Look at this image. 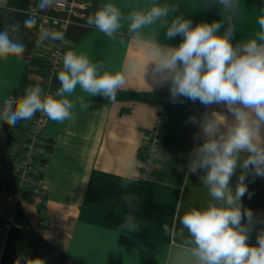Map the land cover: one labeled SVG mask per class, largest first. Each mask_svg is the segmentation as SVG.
<instances>
[{
	"label": "crops",
	"instance_id": "1",
	"mask_svg": "<svg viewBox=\"0 0 264 264\" xmlns=\"http://www.w3.org/2000/svg\"><path fill=\"white\" fill-rule=\"evenodd\" d=\"M34 1L0 0V31L19 22L16 35L26 46L20 57L0 59V111L5 98L25 94L28 87L49 84L55 93L60 87L58 73L48 76L51 43L40 41L35 25L24 27L27 9ZM154 2L176 6L169 21L175 15L190 19L193 26L223 20L222 7L213 6L211 0H89L85 14L68 27L66 51L83 53L105 70L125 72L126 83L115 102L89 96L77 86L68 97L75 102L72 118L63 123L48 118L43 131L50 145L42 174L43 203L15 201L10 180L0 186V264H194L190 237L179 220L192 208H206L211 197L199 176L188 171L190 153L202 143L194 140L200 129L188 120L215 112L231 122L232 115L223 105L205 107L190 100L173 103L169 86L153 83L151 63L145 79L140 72L126 73L130 61L143 66L154 59L145 50L146 43L132 38L126 19L115 39L88 25L89 16L105 3L115 4L127 17ZM238 4L231 18L234 44L260 31L257 21L264 0H238ZM165 31L155 25L142 33L145 41L156 38L166 46H177L182 40L180 36L167 39ZM81 100L88 107L82 108ZM161 107L167 111L162 130L169 142L152 174L143 177L142 147ZM27 127V120L9 127L0 119V156L12 157L21 151ZM240 174L237 168L231 177L233 190ZM245 183L251 198L245 194L242 205L254 213L248 242L255 244L257 234L264 230V177L249 174ZM125 194L134 198L131 207L124 203ZM11 206L20 218L7 228L2 215ZM128 214L136 219L134 231L120 228Z\"/></svg>",
	"mask_w": 264,
	"mask_h": 264
},
{
	"label": "clouds",
	"instance_id": "2",
	"mask_svg": "<svg viewBox=\"0 0 264 264\" xmlns=\"http://www.w3.org/2000/svg\"><path fill=\"white\" fill-rule=\"evenodd\" d=\"M211 2L222 7V21L193 26L183 15L172 16L169 21L176 6L158 2L147 10H134L124 17L118 6L105 3L89 16L88 25L115 39L126 19L132 38L142 45L146 43L145 50L154 57L143 66L130 61L126 73L140 72L145 79L151 63L153 83L168 85L173 103L190 100L199 101L205 107L223 105L232 115L231 122L215 112L188 120L200 129L194 140H202L190 153L188 171L199 176L211 202L206 208L186 211L179 223L190 237L188 244L194 264H264V230L257 234L255 244L248 242L254 227V213L242 205L245 194L251 198L246 177L249 174L264 177V8L257 21L260 31L254 38L234 44L231 18L239 7L238 0ZM53 4L54 0H41L39 7L44 9ZM23 23L24 27L31 28L36 19L30 17ZM155 25L166 28L167 39L180 36L182 40L177 46L162 45L156 38L145 41L142 30ZM19 31V22L0 31V59L24 54L26 46L16 35ZM48 35L53 40L63 39L61 32ZM57 78L60 87L55 94H46L39 86H32L21 97L5 98L0 119L14 127L39 112L54 122L63 123L73 116L75 102L68 97L75 93L77 86L89 96L115 102L118 90L126 83L125 72L105 70L102 64L74 50L64 53ZM80 103L82 108L88 107L83 100ZM237 168L241 174L233 190L230 180ZM122 198L126 205H133L132 196L125 194ZM163 227L165 232L169 230L167 224ZM120 228L134 231L135 217L126 215Z\"/></svg>",
	"mask_w": 264,
	"mask_h": 264
},
{
	"label": "built area",
	"instance_id": "3",
	"mask_svg": "<svg viewBox=\"0 0 264 264\" xmlns=\"http://www.w3.org/2000/svg\"><path fill=\"white\" fill-rule=\"evenodd\" d=\"M41 0L34 1L27 9V19H36L35 29L40 41L51 43L48 63V76L51 78L62 68V58L66 52L68 42V27L74 18L83 16L89 7V0H54L52 6L41 9ZM52 11L63 12V15L51 13ZM53 31L63 33V39L53 40L48 33ZM46 94H55L48 84L41 87ZM24 94H13L10 97L18 98ZM4 104L2 106V110ZM167 119V111L161 107L156 118L154 127L149 132L148 139L142 147L141 175L149 177L155 169L163 149L162 138L164 132L162 124ZM28 121L26 140L19 153L15 156H0V186L7 180L11 181V190L15 201L34 200L43 203L46 198V189L43 183V166L49 151V142L43 137L48 117L37 112ZM5 227L19 221L15 206L7 207L2 215Z\"/></svg>",
	"mask_w": 264,
	"mask_h": 264
},
{
	"label": "trees",
	"instance_id": "4",
	"mask_svg": "<svg viewBox=\"0 0 264 264\" xmlns=\"http://www.w3.org/2000/svg\"><path fill=\"white\" fill-rule=\"evenodd\" d=\"M162 142H163V147H165L168 144V142H169V136L164 134L163 138H162ZM18 217L20 218L19 213H18Z\"/></svg>",
	"mask_w": 264,
	"mask_h": 264
}]
</instances>
